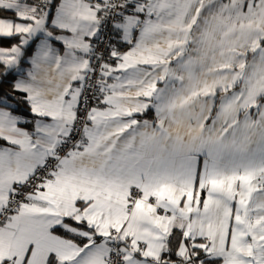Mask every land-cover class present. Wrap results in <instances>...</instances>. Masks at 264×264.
Returning a JSON list of instances; mask_svg holds the SVG:
<instances>
[{
	"label": "snow or ice",
	"instance_id": "snow-or-ice-1",
	"mask_svg": "<svg viewBox=\"0 0 264 264\" xmlns=\"http://www.w3.org/2000/svg\"><path fill=\"white\" fill-rule=\"evenodd\" d=\"M0 264H264V0H0Z\"/></svg>",
	"mask_w": 264,
	"mask_h": 264
}]
</instances>
